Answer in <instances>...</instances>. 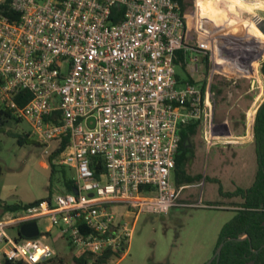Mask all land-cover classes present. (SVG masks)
<instances>
[{
	"label": "built area",
	"instance_id": "1",
	"mask_svg": "<svg viewBox=\"0 0 264 264\" xmlns=\"http://www.w3.org/2000/svg\"><path fill=\"white\" fill-rule=\"evenodd\" d=\"M194 15L191 44L176 0H0V108L26 120L47 155L48 143L67 134L52 162L74 181L72 191L0 218V262L50 264L57 253L46 235L55 228L72 259L95 264L108 252L112 264L127 254L139 214L177 205L187 187L171 178L179 131L200 120L206 144H215L212 78L236 71L221 60L232 46L217 53L222 26L198 7ZM182 48L195 72L207 54V81L178 83L173 54ZM93 156L103 165L98 176ZM32 220L39 233L19 235Z\"/></svg>",
	"mask_w": 264,
	"mask_h": 264
},
{
	"label": "rangeland",
	"instance_id": "2",
	"mask_svg": "<svg viewBox=\"0 0 264 264\" xmlns=\"http://www.w3.org/2000/svg\"><path fill=\"white\" fill-rule=\"evenodd\" d=\"M198 1L191 0L184 13L187 19L186 40L191 44L195 41L194 14L197 13L195 3ZM231 1L209 0L204 3V7L209 9L223 8L225 18L219 20L221 10L216 16H209L207 10V14H201V17L222 26L218 34L219 41L223 43L221 47L224 42L233 47L221 60L232 63L231 69L236 71L228 76L215 73L212 78L214 111L223 115L228 113L238 119L240 124L237 127L246 137L233 140L247 141L255 111L264 99V76L260 72L264 59V33L257 27L264 20V9L253 3L264 0H235L238 1L235 5ZM253 29L257 30L258 40L251 33ZM211 69L210 63L207 72ZM207 72L203 64L197 66L196 72L192 70L191 63L187 64V73L195 82L207 81ZM218 75L228 80H220L216 91L214 85ZM30 130L31 126L24 119L6 118L0 123V200L7 203H26L60 191L55 185L50 186V169L43 165V162L48 164V155L44 152V144L38 143ZM214 131L217 135H226L225 128L217 127ZM22 134H28V138L23 144H18L17 136ZM216 139L221 140V137ZM204 141L200 123L190 139L192 148L185 164L188 174L199 175L200 178L183 184L187 187L182 189L177 205L167 212L139 214L134 221L127 254L112 264H205L212 257L222 225L232 218L233 209L240 202L238 197L220 195L219 186L224 191H233L237 186L248 187L253 182L257 165L254 144L229 146L219 141L207 149ZM56 144L55 141L48 143V150L51 152ZM68 173L73 175L71 169ZM171 178L174 183L173 172ZM42 228L40 225L39 229ZM7 232L15 236L17 227L8 228ZM46 240L62 256V264H75L67 241L58 236L55 228L46 235Z\"/></svg>",
	"mask_w": 264,
	"mask_h": 264
},
{
	"label": "trees",
	"instance_id": "3",
	"mask_svg": "<svg viewBox=\"0 0 264 264\" xmlns=\"http://www.w3.org/2000/svg\"><path fill=\"white\" fill-rule=\"evenodd\" d=\"M180 4L181 10L185 13L191 0H176ZM227 17V16H226ZM225 18V17H224ZM187 28V25H186ZM258 40V34L255 33ZM225 46V45H224ZM223 47L217 50L218 55L223 54ZM228 53L229 50L226 49ZM246 50H249L248 48ZM189 52L183 48L178 49L173 54V61L176 67V79L179 84L186 82H195L187 73ZM200 62L203 64L205 72L209 68L207 54H200ZM260 72L264 76V59L261 61ZM215 89L218 90V82L220 80L227 81L225 77L218 75L216 77ZM204 83V81H203ZM220 84V82H219ZM6 118H14L9 111L0 108V123ZM19 120V119H16ZM200 120H191L183 125L179 131L180 140L178 150L175 157V167L173 169L174 183L176 186L191 183L200 178L199 175H190L185 169L188 160V152L190 150V139L197 132L200 126ZM28 138V134L17 136L18 144H23ZM55 148L48 154L47 161L50 169V186H56L62 192H70L73 189V179L68 173L67 167L56 165L52 162L53 158L63 152L68 145V135H61L55 141ZM253 144L256 154V170L254 179L248 187L237 186L233 191H224L219 186V194L224 197H238L240 202L233 209L234 215L224 223L220 229L214 251L217 246L223 242L219 257H214L210 264H264V99L255 111L253 119ZM91 168L98 176L104 169L99 156H93ZM1 173V167H0ZM55 182V183H54ZM51 193H48L50 196ZM38 198L26 203L13 202L7 203L0 200V218L6 212H13L34 205L39 200L46 198ZM237 238H242L238 240ZM89 257L84 255L80 258H74L75 264H84ZM108 252L96 257L95 264H107ZM63 259L58 253L52 259L50 264H62ZM10 264H16L11 263Z\"/></svg>",
	"mask_w": 264,
	"mask_h": 264
},
{
	"label": "crops",
	"instance_id": "4",
	"mask_svg": "<svg viewBox=\"0 0 264 264\" xmlns=\"http://www.w3.org/2000/svg\"><path fill=\"white\" fill-rule=\"evenodd\" d=\"M206 1H207V3L209 2V0H199L198 1V4H197L198 5L197 6L198 7V13H200V14H204V13L207 14L206 11L209 10V12H210L209 13V16H212V15H215L216 13H218V11L221 10L219 20L222 17H224L225 11L223 10V8H219L218 6L211 7V9H209L208 7L206 8V7H204V3H206ZM212 1L215 2V1H218V0H211V2ZM226 1L228 2V0H226ZM236 2L238 3V1L232 0L231 1V4L235 5V4H237ZM253 3L259 9H264V1H261V3L257 2V1H253ZM231 4H230V6H231ZM239 5H240V3H239ZM228 6H229V4H228ZM251 31H252L251 33H253V32L256 33L257 30L256 29H253ZM232 121H234V122H232ZM213 122H214L213 132H214V134L216 133L215 135H217V132L214 131V130H216L217 127H219V128H221V127L222 128H225V131H226L225 132L226 135H218V137H221V140H219V139L217 140L215 138V144L214 145L219 144L218 143L219 141L221 143H225V144H227L229 146H231V145H237V144H240V145L241 144H243V145L244 144H253V131H252L253 130V125H252V129H251V135H250V137H249V139L247 141H237V140L235 141L233 139L246 137V134L245 135L243 134L241 128L239 129L237 127L240 124L239 121H238V119H236L235 117L229 116L228 113H226L225 115H223L222 113H219V112H216L215 113V111H214V113H213ZM204 143H205V146L207 147V149H211V147L214 146V145H212L211 147H208V145L206 144L205 141H204ZM189 146H190V148H192V145H190V143H189ZM43 165L48 167V164L46 162H43ZM42 224L44 226H47V222L45 220H42ZM52 229L50 230V232L52 231ZM0 264H6V261L0 262Z\"/></svg>",
	"mask_w": 264,
	"mask_h": 264
},
{
	"label": "water",
	"instance_id": "5",
	"mask_svg": "<svg viewBox=\"0 0 264 264\" xmlns=\"http://www.w3.org/2000/svg\"><path fill=\"white\" fill-rule=\"evenodd\" d=\"M203 26L205 27L206 25H203ZM257 27L264 33V20L263 19L257 24ZM259 59H262V58L259 57ZM74 191H76V190H74ZM18 231H19V235L24 236V237H34L39 233L37 222L34 220L22 223L19 226ZM237 239L240 240L242 238H237ZM222 245H223V242H221L217 246L214 254L205 264H210L214 257H216V258L219 257ZM6 264H10V263L6 262Z\"/></svg>",
	"mask_w": 264,
	"mask_h": 264
},
{
	"label": "bare ground",
	"instance_id": "6",
	"mask_svg": "<svg viewBox=\"0 0 264 264\" xmlns=\"http://www.w3.org/2000/svg\"><path fill=\"white\" fill-rule=\"evenodd\" d=\"M252 35L255 37V35H256L255 32H253Z\"/></svg>",
	"mask_w": 264,
	"mask_h": 264
},
{
	"label": "clouds",
	"instance_id": "7",
	"mask_svg": "<svg viewBox=\"0 0 264 264\" xmlns=\"http://www.w3.org/2000/svg\"><path fill=\"white\" fill-rule=\"evenodd\" d=\"M247 10H248V11H252V9H251V8H248Z\"/></svg>",
	"mask_w": 264,
	"mask_h": 264
},
{
	"label": "flooded vegetation",
	"instance_id": "8",
	"mask_svg": "<svg viewBox=\"0 0 264 264\" xmlns=\"http://www.w3.org/2000/svg\"><path fill=\"white\" fill-rule=\"evenodd\" d=\"M259 60H261V59H259Z\"/></svg>",
	"mask_w": 264,
	"mask_h": 264
}]
</instances>
